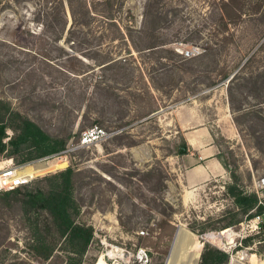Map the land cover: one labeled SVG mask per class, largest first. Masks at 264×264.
Returning a JSON list of instances; mask_svg holds the SVG:
<instances>
[{
	"label": "rangeland",
	"instance_id": "1",
	"mask_svg": "<svg viewBox=\"0 0 264 264\" xmlns=\"http://www.w3.org/2000/svg\"><path fill=\"white\" fill-rule=\"evenodd\" d=\"M60 2L0 0V98L53 136L71 133L66 149L93 125L108 132L71 150L65 167L33 175L79 171L78 220L95 230L81 264H165L179 229L193 239L184 264H199L205 243L226 240L244 250L246 263L264 259V231L248 227L242 246L238 235L222 234L243 233L245 217L222 227L234 213L226 186L251 191L264 177V0H160L165 17L156 28L144 17L147 0H119L117 26L100 15L75 26ZM192 48L200 52L182 53ZM195 112L212 135L201 139L212 146L207 160L224 170L189 186L182 162L189 151L180 149L193 147L178 121ZM4 200L0 264H66L61 250L34 256L19 207ZM191 224L208 229L198 234ZM212 232L221 236L205 238Z\"/></svg>",
	"mask_w": 264,
	"mask_h": 264
},
{
	"label": "trees",
	"instance_id": "2",
	"mask_svg": "<svg viewBox=\"0 0 264 264\" xmlns=\"http://www.w3.org/2000/svg\"><path fill=\"white\" fill-rule=\"evenodd\" d=\"M64 1L69 7L75 26L89 25L98 15L117 26L115 22L119 10L116 6L119 0H100L94 4L88 0H61L60 3L64 4ZM159 2L160 0H147L144 11L146 23L155 28L165 17L156 5ZM260 76L264 77V72ZM9 128L15 135L6 141ZM70 138L71 133L64 137L53 136L38 122L0 98V156L12 157L17 164L33 163L66 150ZM78 174L77 168L70 165L0 193L5 204L19 207L22 218L28 224L30 237L27 245L34 256L47 260L56 250H61L67 254L66 264H81L95 240L93 225L78 220L81 213V206L75 195ZM226 193L233 200V207L229 211L234 213L222 227L241 222L243 219L237 217L240 212L245 215L244 219L264 214V198L260 202L256 192L246 191L234 182L226 186ZM190 229L201 234L208 226L197 230L196 224H191ZM260 230L264 231V223ZM252 239L248 237L244 242L250 243ZM228 261L229 253L205 243L199 264H227Z\"/></svg>",
	"mask_w": 264,
	"mask_h": 264
},
{
	"label": "built area",
	"instance_id": "3",
	"mask_svg": "<svg viewBox=\"0 0 264 264\" xmlns=\"http://www.w3.org/2000/svg\"><path fill=\"white\" fill-rule=\"evenodd\" d=\"M199 52L200 51L198 48H192V49H187L185 51H182V53L187 57L195 56ZM107 136H108V132L105 128L99 125H93L82 131L75 147L63 150L62 152L54 155V156L60 155L55 160H57L58 162L65 160L66 165H67L68 164V153L71 150L92 145L93 143H96V142H99L105 139ZM9 138H11L10 135L6 138V141ZM47 158L49 157H45L38 161H42ZM29 165H32V163L17 164L12 157L0 156V193L13 190L29 182L30 180H32L35 176L30 175L26 171V167ZM251 191L256 192L260 198V202H262V199L264 198V177L259 178L254 181L253 188L251 189ZM263 223H264V214H259L253 218H250V219L245 218L243 220L241 224L242 225L241 230L243 233L241 234L237 233L234 230V227H228L226 229H231L232 232L237 233L236 235H238L241 239L239 244L242 246L241 241L245 236H247L246 229L248 227H254L256 230L259 231ZM210 234H215V233L212 232ZM215 238L217 239L218 237L215 236ZM231 244L232 243L230 241L226 240V243L223 242L222 245L218 246L223 251L229 253L230 257H229L228 264H264V259H259L255 262L251 261L249 263H246L244 261L245 259L244 250L234 252L236 243L234 245H231Z\"/></svg>",
	"mask_w": 264,
	"mask_h": 264
},
{
	"label": "crops",
	"instance_id": "4",
	"mask_svg": "<svg viewBox=\"0 0 264 264\" xmlns=\"http://www.w3.org/2000/svg\"><path fill=\"white\" fill-rule=\"evenodd\" d=\"M200 115L195 112L189 117H181L178 121L179 127L182 129V134L189 144L192 145L193 150L188 149L189 153L183 155L182 162L186 169V181L189 186L201 184L209 178L222 174L224 169H221L217 160H207L206 153H210L211 145H204L202 138H211L209 127L200 125ZM185 197V194H184ZM183 197V201L185 198Z\"/></svg>",
	"mask_w": 264,
	"mask_h": 264
},
{
	"label": "water",
	"instance_id": "5",
	"mask_svg": "<svg viewBox=\"0 0 264 264\" xmlns=\"http://www.w3.org/2000/svg\"><path fill=\"white\" fill-rule=\"evenodd\" d=\"M188 149L183 145L180 153H187ZM193 246V239L190 235L186 234L184 230L179 229L175 235L170 253L167 257L165 264H184L183 258L190 252Z\"/></svg>",
	"mask_w": 264,
	"mask_h": 264
},
{
	"label": "bare ground",
	"instance_id": "6",
	"mask_svg": "<svg viewBox=\"0 0 264 264\" xmlns=\"http://www.w3.org/2000/svg\"><path fill=\"white\" fill-rule=\"evenodd\" d=\"M49 163L48 162H46V163L45 162H39V163H36V164H32V165L37 166L38 168L36 170L34 169V171L31 173V171L28 169L29 167H26V171L30 175H35V174H38L39 171L40 172L47 171V169H48V167L50 165L52 166V169L62 168V167H65L66 166V162L59 163L57 160H52ZM222 232H224V230ZM230 233L233 234V236L235 234H237V233L232 232L231 229H229V231L227 233H222V234H226L227 235V238H231ZM215 236L220 237L221 236L220 232L219 233H215V234H206L205 235V238H207L208 240H212L213 238H215Z\"/></svg>",
	"mask_w": 264,
	"mask_h": 264
}]
</instances>
